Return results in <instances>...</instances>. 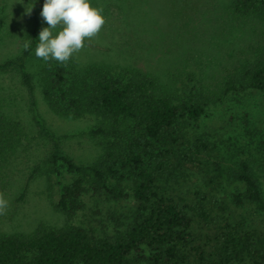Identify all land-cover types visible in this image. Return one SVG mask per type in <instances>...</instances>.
I'll list each match as a JSON object with an SVG mask.
<instances>
[{"label":"rangeland","instance_id":"obj_1","mask_svg":"<svg viewBox=\"0 0 264 264\" xmlns=\"http://www.w3.org/2000/svg\"><path fill=\"white\" fill-rule=\"evenodd\" d=\"M37 1L0 0V61L24 48L33 25L32 11L29 15L26 8L34 7ZM231 2L91 0L92 6L103 9L105 24L69 61L80 67L98 62L114 71L149 72L179 98L216 90L239 66L264 64V21L233 14ZM43 62L34 49L26 68L35 84L38 112L59 136L61 153L76 164L100 163L106 168L111 164V157L105 158L106 148L113 137L106 132H88L101 127L94 115L64 116L48 108L38 81ZM0 107L22 130L18 145L0 157V194L7 201L0 214L1 232L27 233L38 225H74L101 237L126 227L135 209L131 196L135 179L134 170L121 161L131 141L118 140L113 150L116 173L106 175L104 186L92 184L91 172H71L61 160L52 163L49 141L33 123L17 71L0 73ZM175 132L167 176L159 183L166 196L193 216L191 254L202 252L201 264H212L222 220L241 224L250 231L253 247L263 249L264 212L250 202L233 204L230 193L242 184L228 178L227 168L248 160L264 190V93L252 88L230 91L208 103L195 120L181 119ZM143 163L149 165L146 158ZM79 176L83 179L79 206L64 210L58 205L60 188ZM198 202L204 205L207 221L195 215ZM239 264L251 262L244 257Z\"/></svg>","mask_w":264,"mask_h":264},{"label":"trees","instance_id":"obj_2","mask_svg":"<svg viewBox=\"0 0 264 264\" xmlns=\"http://www.w3.org/2000/svg\"><path fill=\"white\" fill-rule=\"evenodd\" d=\"M43 3L44 0H38L32 9L33 25L28 37L31 47L0 61V73L18 72L33 123L49 141L52 163L61 160L71 172H91L92 184L104 186L106 175L116 173L113 150L118 140L131 141L121 164H129L134 170L131 196L135 209L124 229L101 237L74 225L60 228L38 225L27 233L0 231V264H201L203 253L192 255L190 250L192 214L166 196L159 183L167 176L172 147L177 140L176 127L181 119L195 120L208 103L220 100L230 91L252 88L264 93V64H243L225 77L216 90L188 93L179 98L149 72L114 71L108 64L98 62L82 67L70 61L43 62L38 81L48 108L64 116L94 115L101 127L88 132H106L113 137L106 148L105 158L111 157L106 168L100 163L76 164L61 153L59 136L45 125L39 114L35 84L26 68L39 32L46 25L40 15ZM229 8L235 15L264 21V0H232ZM21 135L19 122L0 107V157L18 145ZM143 158L149 165L143 163ZM227 176L242 184L230 193L234 205L250 202L256 210L264 212V190L248 160L242 159L227 168ZM82 182L79 176L61 186L59 207L73 210L79 206ZM195 215L201 221L208 219L201 202L195 206ZM220 228L212 264H239L244 257L251 264H264V248L253 247L249 230L229 220H222Z\"/></svg>","mask_w":264,"mask_h":264},{"label":"clouds","instance_id":"obj_3","mask_svg":"<svg viewBox=\"0 0 264 264\" xmlns=\"http://www.w3.org/2000/svg\"><path fill=\"white\" fill-rule=\"evenodd\" d=\"M32 7L26 8L29 15ZM40 15L48 26L39 32L35 55L59 64H66L83 49L85 40L97 36L105 24L103 9L92 6L91 0H44ZM23 47L29 49L31 41H25ZM6 207L7 201L0 194V214Z\"/></svg>","mask_w":264,"mask_h":264}]
</instances>
